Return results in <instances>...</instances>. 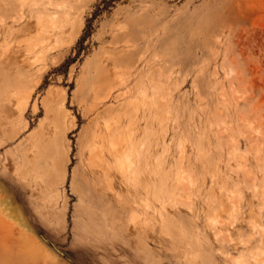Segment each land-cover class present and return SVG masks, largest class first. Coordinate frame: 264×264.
Returning a JSON list of instances; mask_svg holds the SVG:
<instances>
[{
    "label": "rangeland",
    "instance_id": "374dc122",
    "mask_svg": "<svg viewBox=\"0 0 264 264\" xmlns=\"http://www.w3.org/2000/svg\"><path fill=\"white\" fill-rule=\"evenodd\" d=\"M106 1L0 0V264H262L264 0Z\"/></svg>",
    "mask_w": 264,
    "mask_h": 264
},
{
    "label": "bare ground",
    "instance_id": "6f19581e",
    "mask_svg": "<svg viewBox=\"0 0 264 264\" xmlns=\"http://www.w3.org/2000/svg\"><path fill=\"white\" fill-rule=\"evenodd\" d=\"M124 58L132 60L133 56L126 54ZM117 81L122 84L125 82V78L121 77ZM98 124L89 136L86 169L93 179V189L97 196L101 197L107 193L106 190L109 187H115L114 185L118 183L122 175H126L127 171H134V162L131 155L132 150L122 141L119 118L114 122H104L103 124L98 122Z\"/></svg>",
    "mask_w": 264,
    "mask_h": 264
},
{
    "label": "trees",
    "instance_id": "16d2710c",
    "mask_svg": "<svg viewBox=\"0 0 264 264\" xmlns=\"http://www.w3.org/2000/svg\"><path fill=\"white\" fill-rule=\"evenodd\" d=\"M112 0H107L105 5H109Z\"/></svg>",
    "mask_w": 264,
    "mask_h": 264
}]
</instances>
